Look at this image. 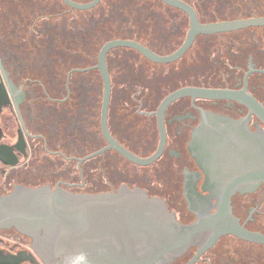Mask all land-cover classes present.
<instances>
[{
    "label": "flooded vegetation",
    "instance_id": "1",
    "mask_svg": "<svg viewBox=\"0 0 264 264\" xmlns=\"http://www.w3.org/2000/svg\"><path fill=\"white\" fill-rule=\"evenodd\" d=\"M6 1L0 0L1 9H6L2 5ZM258 2L257 8L263 10L264 2ZM162 3L180 15L174 28L169 26L172 33L166 46H158L160 36L150 29L114 39H133L162 55L177 50L186 39L190 19L182 9ZM193 6L206 22L199 6ZM244 6L245 13L256 12L248 10L249 4ZM255 12L251 15H264V10ZM15 23V31L26 26ZM2 24L0 34L8 27ZM5 41L0 37V171H4L0 207L6 213L13 214L14 202L1 201L24 189H39L25 198V205L36 207L62 188L98 194L128 186L163 199L181 223L189 224L199 215L218 211L219 194L227 182L245 177L232 195V212L246 230L264 235V181L253 180L264 168V120L242 99L252 96L264 108V26L198 34L191 47L171 62L152 61L132 47L110 49L108 133L102 124L105 83L95 66L109 40L90 62L70 68L65 80L62 59L48 58L55 44L32 42L26 54L34 58L36 48L42 52L28 68L17 48ZM87 73L94 75L91 83L82 76L89 78ZM186 86L231 89L241 92V98L187 94L163 108L173 92ZM113 141L143 159L161 146L162 151L143 164L122 154ZM10 151L16 154V165L4 162L14 159ZM9 223L0 227V249L18 256L0 263L44 264L32 248L35 235ZM198 252L199 247L192 246L171 264L192 260L191 264H264V242L234 234L222 235L212 247Z\"/></svg>",
    "mask_w": 264,
    "mask_h": 264
},
{
    "label": "water",
    "instance_id": "2",
    "mask_svg": "<svg viewBox=\"0 0 264 264\" xmlns=\"http://www.w3.org/2000/svg\"><path fill=\"white\" fill-rule=\"evenodd\" d=\"M62 1L70 8L79 10L93 8L101 2ZM162 1L182 9L190 19L186 39L177 50L162 55L136 40L123 38L109 40L101 48L99 63L95 67L101 70L105 83L102 124L106 133L111 92L106 57L110 49L132 47L152 61L171 62L180 58L191 47L198 34L264 26V15L202 22L190 3L184 0ZM187 94L209 98H241V92L231 89L186 86L173 92L164 101L163 108L172 99ZM242 99L264 120V108L255 98L247 95ZM108 138L110 139L109 136ZM113 142L114 147L122 154L143 164L158 157L162 151L161 146L153 156L143 159L116 141ZM11 155L14 159L4 162L16 165V154L11 152ZM246 180L245 177L231 178L219 194L218 211L199 215L189 224L181 223L163 199L150 196L139 188L123 186L118 192L98 194L72 193L62 188L49 194L47 199H42L36 207L25 205V198L36 194L39 189H24L22 193L18 191L1 201V204L14 202L10 205L14 208L13 214H9L0 207V227L9 226L11 221V225L22 232L35 235L32 248L44 264H171L192 246H198V253H203L225 234L264 242V235L246 230L232 212V195L241 189ZM253 180L258 183L264 181V168L259 169V174ZM40 229L44 230L43 235ZM17 256L16 253H5L0 249V261H11Z\"/></svg>",
    "mask_w": 264,
    "mask_h": 264
},
{
    "label": "rangeland",
    "instance_id": "3",
    "mask_svg": "<svg viewBox=\"0 0 264 264\" xmlns=\"http://www.w3.org/2000/svg\"><path fill=\"white\" fill-rule=\"evenodd\" d=\"M190 1L193 5L199 6L206 22L247 17L245 15L255 12L245 13L244 11L247 10L242 9L246 8L245 4L250 5L248 10H256L255 13L258 15L264 10L257 8L259 0ZM13 4L16 6V0H13ZM3 6L6 9L0 8V22L3 23V27L7 23L8 27L7 30L2 31L0 37L17 48L15 50L17 56L28 68L30 61L32 60L31 64H33L37 54L42 52L36 48L34 58L28 56L26 53L31 52L29 46L32 42L55 44L54 48H50V58L62 59V80H65L70 68L90 62L107 40L139 35L140 32L150 29V33L154 31L160 36L157 39L158 46H166L170 42L168 36L172 33L170 27L174 28L180 16L161 0H102L98 6L90 10L71 9L62 0H25L22 4H17V10L10 8L7 0ZM15 22H18L19 26H26L15 31L14 28L17 26ZM33 25L34 30H30ZM185 26L189 28V20ZM39 58L43 59V57ZM120 60H124L123 55ZM123 63L120 64V68ZM91 74L87 73L89 78L86 75L82 76L91 83L94 79V75Z\"/></svg>",
    "mask_w": 264,
    "mask_h": 264
},
{
    "label": "trees",
    "instance_id": "4",
    "mask_svg": "<svg viewBox=\"0 0 264 264\" xmlns=\"http://www.w3.org/2000/svg\"><path fill=\"white\" fill-rule=\"evenodd\" d=\"M25 0H16V6H14V4H13V1L12 0H8V2H9V4H10V8H12V9H14V10H17V4H22L23 2H24ZM3 5H5V2H3L2 3ZM69 7V6H68ZM18 11H20V10H18ZM48 43V42H47ZM50 43H52V42H50ZM51 51V50H50ZM49 51V52H50ZM45 52H43V54H44ZM43 56V59H44V57H45V55H42ZM50 54H49V60L51 59L50 58ZM4 178V171H0V181H2V179Z\"/></svg>",
    "mask_w": 264,
    "mask_h": 264
}]
</instances>
